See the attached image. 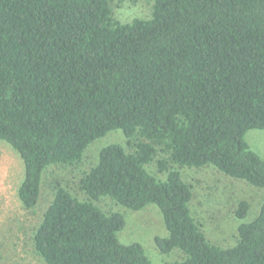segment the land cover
<instances>
[{"label": "trees", "instance_id": "16d2710c", "mask_svg": "<svg viewBox=\"0 0 264 264\" xmlns=\"http://www.w3.org/2000/svg\"><path fill=\"white\" fill-rule=\"evenodd\" d=\"M119 130L126 141L100 150L82 197L53 184L33 238L46 264H154L120 243L125 216L103 212L104 198L157 206L169 232L157 247L182 254L172 264H264V201L222 247L192 213L182 175L212 166L264 189V160L245 140L264 131V0H155L149 20L127 24L110 0H0V141L22 162V206L38 207L50 168L81 165ZM249 211L242 201L234 215Z\"/></svg>", "mask_w": 264, "mask_h": 264}, {"label": "rangeland", "instance_id": "374dc122", "mask_svg": "<svg viewBox=\"0 0 264 264\" xmlns=\"http://www.w3.org/2000/svg\"><path fill=\"white\" fill-rule=\"evenodd\" d=\"M154 2L155 0H110L114 19L121 24L149 20ZM245 140L264 160V131L251 130ZM124 141V133L114 131L88 148L81 165L74 168H50L44 177L41 202L33 211L26 210L18 197V189L24 176L22 162L9 145L0 141V264H46L36 253L33 238L51 200L53 184L61 182L68 185L74 194L82 197L78 182L83 173L97 162L100 150L110 144L121 145ZM149 170L157 179L165 180L166 174H161L156 164L150 166ZM182 175L193 187L195 197L189 206L207 238L222 247L234 246L239 225L252 222L260 214L264 189L226 177L212 166L199 170L184 169ZM242 201L250 204V211L247 218L241 221L234 212ZM97 205L105 213L121 212L125 216L126 226L118 233L121 244H140L154 264H172L182 259V254L178 252L169 255L161 253L156 245L157 238L169 236L157 206L149 205L134 212L119 207L109 198H104Z\"/></svg>", "mask_w": 264, "mask_h": 264}]
</instances>
